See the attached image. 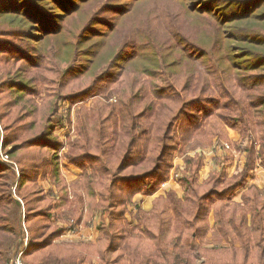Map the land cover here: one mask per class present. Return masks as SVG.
<instances>
[{
  "label": "trees",
  "instance_id": "1",
  "mask_svg": "<svg viewBox=\"0 0 264 264\" xmlns=\"http://www.w3.org/2000/svg\"><path fill=\"white\" fill-rule=\"evenodd\" d=\"M90 1L0 0V150L10 159L0 163V264L17 255L24 230L22 258L28 264H92L93 258L99 264H264V188L251 184L240 203L231 200L256 168L264 169V0H193L199 3L185 10L192 35L178 30L177 45L146 53L137 47L136 38L145 39L137 31L119 39V48L104 60L99 41L108 35L90 51L83 45L90 35L99 36L102 23L111 29L109 21L87 12L79 30L69 38L60 34L63 21ZM119 1L105 0L95 11L124 15ZM130 61L141 64L133 70L141 74L129 72L127 87L124 71H118ZM71 79L89 81L64 95ZM108 80L121 83L116 106L97 105L90 115L80 111L81 138L67 155V163L82 170L80 192L72 193L75 210L86 207L89 217L100 211L102 235L94 244L55 243L68 228L42 220L51 221L66 205L68 189L58 162L49 159L58 148L50 118L59 100L84 97ZM41 86L40 107L32 96ZM227 128L246 141L235 144L244 153L235 174L200 183L202 159L187 157L179 178L182 199L171 190L134 225L123 219L131 197L153 194L167 179L177 138L185 144L201 134L211 143L225 139ZM46 175L60 194L55 205L38 183Z\"/></svg>",
  "mask_w": 264,
  "mask_h": 264
},
{
  "label": "rangeland",
  "instance_id": "2",
  "mask_svg": "<svg viewBox=\"0 0 264 264\" xmlns=\"http://www.w3.org/2000/svg\"><path fill=\"white\" fill-rule=\"evenodd\" d=\"M105 0H91L90 2L80 6L81 13L80 14H73L71 17L66 18L63 21V31L60 33H64V38H69L70 35L73 34L76 30H79V25H81V18L85 16L87 12L93 14L94 16L98 17L99 22L101 20L109 21L112 24L111 29L102 23V26L99 25L100 31L99 36L97 35H90L89 41L87 44L83 45V47L87 50H92L95 46V42L99 40V38L105 37L108 35L104 40L100 39L99 43L100 48L98 50L100 56H102L103 60L104 57L108 54V52L115 51L121 45L118 41L123 37L130 36L137 31L142 32L145 35L144 42L139 43L136 38L137 47L146 52L152 53L154 51L159 50V45L161 47L165 46H174L177 45L175 43L177 38L174 36L178 30L186 31L192 35L194 31L193 21H189L186 19V12L190 4L199 3V1H195L191 3L193 0H130L128 2H123V0L117 3H123L122 5L118 6L120 10L126 11L124 15H118L116 17L113 12H101L102 9L96 10V6L101 4ZM120 20V21H119ZM83 26V23L81 27ZM87 39V38H85ZM131 45L135 46V39L130 38ZM90 45V46H89ZM154 47V49L151 47ZM68 51V48H65ZM129 50V49H128ZM66 57V52L64 54ZM63 57V56H62ZM64 62H67L64 60ZM70 64L67 62L65 63V69H68ZM141 65V64H140ZM137 66V62H123V64H119L118 73L123 72L125 73V80L128 82V86L131 85V74L132 72L139 76L141 71L133 72V70L140 67ZM106 65H103V68ZM102 69V67L98 68L97 71ZM117 69H115L116 71ZM69 71V70H68ZM72 75H68L71 77ZM143 81H150V77H141ZM89 80L87 79H71L68 82L67 87L64 90V95L71 91V89H76V84H80L84 87ZM90 83V82H89ZM121 83L113 84L110 80L99 83L94 89H92L86 96L68 100V98H64L58 101L57 103V110L51 116V120L54 122V128L52 130L51 136L53 139L58 143V148L56 151L49 152L50 160L54 164L55 161L58 162V174L62 177L63 184L68 189L67 197L65 198L66 205L59 209V213H54L53 217H50V220H42L47 222H52L55 227H62L68 228L67 231H64L61 235L57 236L54 240L55 243H74L79 241H84L87 243L94 244L98 238L102 235L101 232L90 240L83 238L84 233L87 229H95L97 230L100 226L101 222V214L100 211L95 209L92 215L89 217L86 214V207L85 210L82 208L75 210V201L77 198L73 196V189L77 192H80L81 189V169L75 166L70 165L67 163V155L71 152L72 146L81 138V114L80 111H86L88 115L92 113V111L97 108L111 109V107L116 106L117 99L119 92L121 91ZM88 87V86H87ZM136 87H134L135 89ZM44 97V89L43 87H39L38 92L32 96L34 103L36 106H40L42 104V99ZM41 107V106H40ZM119 127V124L117 125ZM120 129V128H119ZM119 129L115 130L118 134L120 131ZM119 130V131H118ZM238 134L236 139L231 141L223 138H216L211 143H206V138L197 135L194 139L187 143H180V140L177 138V142L175 143L178 145L175 151H172L170 154L169 159L167 162L169 165L171 164L167 179L158 185V189L150 195H146L145 193L139 192L134 197H131V201L127 204L126 212L123 214V219L126 222H129L130 225H134L137 223L138 218H141L142 215H148V211L151 209L154 199L159 196L166 197L167 192L169 191H176L174 192L176 197L179 199L183 198V189L179 178L182 174L186 173V158L189 157L195 160V157L199 156L202 159V167L200 168L198 174V180L200 178V183H205L208 180L215 177L218 173H226L228 176H232L239 170L238 164L240 159L243 158L244 160V153L238 152L235 144L238 143L240 145H245L246 141L242 140L241 135L238 130H234ZM227 130H225V133ZM178 136V135H176ZM114 137V136H113ZM228 144V148H224L223 145ZM5 153L0 150V154ZM52 155V156H51ZM9 158V157H8ZM10 161V159H9ZM3 164V161H0ZM233 165L234 171L231 170L226 164ZM56 164V163H55ZM225 164V165H224ZM91 164H86L85 169H87V173H91ZM230 169H229V168ZM230 171V172H229ZM252 179H254L255 184L258 187L264 188V169L258 167L256 171L253 173ZM38 183L44 189V193L48 195H52L50 199L51 203L55 205L56 202L59 201V193L56 187V184L53 181V178L49 175H46V178H39ZM173 184H175L173 186ZM167 198V197H166ZM58 200V201H57ZM144 200L142 203L141 201ZM79 200H77L78 202ZM213 206L210 208V212L213 211ZM142 209V210H139ZM138 211H142L139 212ZM81 216L77 219L78 214ZM61 216H65L62 218ZM88 216V217H87ZM55 217V218H54ZM62 218V219H61ZM77 219V220H76ZM207 221L210 223L211 219L209 216ZM65 222V223H64ZM68 223V224H67ZM70 223V226H69ZM77 227V231L73 234V232H69V230ZM70 228V229H69ZM24 235H27L26 231L24 230ZM23 235V236H24ZM132 236H135L136 233H132ZM25 238V237H24ZM28 238V237H27ZM27 243L23 246L22 251L26 249ZM20 252V249H19ZM22 258V254L20 255ZM23 259V258H22ZM24 261V260H23ZM201 261L197 260L199 264ZM8 264V263H7ZM28 264V263H25ZM84 264H88L86 261ZM92 264H99L97 258H93ZM120 264V262L115 263Z\"/></svg>",
  "mask_w": 264,
  "mask_h": 264
},
{
  "label": "crops",
  "instance_id": "3",
  "mask_svg": "<svg viewBox=\"0 0 264 264\" xmlns=\"http://www.w3.org/2000/svg\"><path fill=\"white\" fill-rule=\"evenodd\" d=\"M227 130V132H226V135L228 136L227 137V140L229 139V140H231V141H233V140H235L236 139V137H237V133H236V131H234V130H232V129H226ZM228 140V141H229ZM242 163H243V158L242 159H240V162H239V164H238V168L240 169V167H241V165H242ZM225 165V164H224ZM229 167H231V170L232 171H234L235 169L233 168L234 166L232 165H230L229 163L227 164ZM228 167V168H229ZM230 169V168H229ZM257 169V168H256ZM256 169H255V171H256ZM254 171V172H255ZM230 172V171H229ZM252 176H250L248 179H247V181H246V185L244 186V187H242V188H240L239 190H237L233 195H232V201H235V202H237V203H240L241 202V198H242V194L244 193V191H245V189L248 187V186H250L251 184H255V182H254V179H252L251 178ZM199 181L201 182V180H200V178H199ZM175 184H173V186H174ZM176 192V191H175ZM142 203L144 202V200H142L141 201ZM209 219H211V221H210V225L212 226V223H213V219H212V212H210V214H209ZM99 233H98V230H95L94 228L93 229H87L86 231H85V233H84V235H91V238H94V237H97V235H98ZM25 237V238H24ZM25 243H27V235H24L23 236V239H22V245H21V248L25 245ZM92 262H93V260H92Z\"/></svg>",
  "mask_w": 264,
  "mask_h": 264
},
{
  "label": "built area",
  "instance_id": "4",
  "mask_svg": "<svg viewBox=\"0 0 264 264\" xmlns=\"http://www.w3.org/2000/svg\"><path fill=\"white\" fill-rule=\"evenodd\" d=\"M224 148H228V144H224L223 145ZM0 161H3L5 163H10L8 155L6 153H1L0 154ZM77 231V227H74L73 229L69 230V232H73V234ZM85 239H92L91 235H84ZM22 249L23 247L20 249V252L17 253V255H15L14 257H12L9 261L8 264H25V262L23 261V259L21 258V254H22Z\"/></svg>",
  "mask_w": 264,
  "mask_h": 264
}]
</instances>
